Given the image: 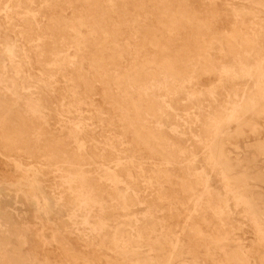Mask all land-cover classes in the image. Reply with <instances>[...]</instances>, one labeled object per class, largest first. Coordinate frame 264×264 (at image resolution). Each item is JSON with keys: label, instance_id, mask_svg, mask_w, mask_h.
Returning a JSON list of instances; mask_svg holds the SVG:
<instances>
[{"label": "rangeland", "instance_id": "374dc122", "mask_svg": "<svg viewBox=\"0 0 264 264\" xmlns=\"http://www.w3.org/2000/svg\"><path fill=\"white\" fill-rule=\"evenodd\" d=\"M1 89L0 264H264V0H0Z\"/></svg>", "mask_w": 264, "mask_h": 264}, {"label": "bare ground", "instance_id": "6f19581e", "mask_svg": "<svg viewBox=\"0 0 264 264\" xmlns=\"http://www.w3.org/2000/svg\"><path fill=\"white\" fill-rule=\"evenodd\" d=\"M22 0H4V6L5 8L9 7V6H17L19 5V2ZM47 1V0H44ZM49 1V0H48ZM85 3L88 2V0H82ZM33 2V1H32ZM79 2V1H78ZM94 3V2H93ZM76 4V3H75ZM89 4V3H88ZM70 6V5H68ZM87 7V6H86ZM17 8V7H16ZM41 8V7H40ZM70 8V7H69ZM94 8V9H93ZM92 11H91V19L94 20V24H95V30L93 31V33L95 31H101V32H106L108 33L110 36H112L113 38H120L123 35V25L119 22V20L116 18L114 19L113 17L115 16V14L110 11V13L108 12H104V10L101 7H95L92 6ZM8 10V9H7ZM72 10V9H71ZM4 11V10H3ZM30 11V10H29ZM54 11V10H53ZM65 12V11H64ZM8 13V12H7ZM10 13V12H9ZM81 13V12H80ZM13 14V13H12ZM25 14L28 15V12L25 11ZM81 15V14H80ZM18 16V15H17ZM16 16V17H17ZM8 19V18H7ZM18 18H16L17 20ZM51 19V17H50ZM82 19L83 18H79L77 21L78 24L81 22L82 23ZM22 21V19H21ZM20 21V22H21ZM10 22V21H9ZM19 22V23H20ZM13 23V22H12ZM18 23V22H17ZM16 23V25H17ZM25 27H26V32L28 34V36H35L38 39V36L40 35V33L42 32L40 30V28L38 27L37 24V19L35 17H31L29 20H27V22H25ZM93 23V22H92ZM72 24V22L70 23ZM77 24V25H78ZM24 25V24H23ZM12 27V26H11ZM66 27V26H65ZM85 27V26H84ZM16 28V27H15ZM46 28V27H45ZM80 28V27H79ZM18 29V28H17ZM70 30V29H69ZM73 30V29H72ZM77 30V29H76ZM47 32V31H46ZM80 33V32H79ZM92 33V34H93ZM86 34V33H85ZM88 34V32H87ZM80 35V34H78ZM223 35V34H222ZM92 35H90L89 37H91ZM47 40H50L49 36H46ZM83 37V36H82ZM44 38V36H43ZM81 38V37H79ZM78 37L73 38L72 39V43L75 44L76 46H80V40ZM43 40V39H42ZM46 40V38H45ZM40 41V40H39ZM41 42V41H40ZM43 42V41H42ZM37 43V42H36ZM85 44V43H84ZM89 44V43H88ZM248 44V40L247 39H241V43H240V47H244ZM79 48V47H78ZM81 48V47H80ZM83 49V48H82ZM79 50V49H78ZM87 50V49H86ZM36 51V50H35ZM195 51L197 52H202L203 51V45L201 43H197L196 47H195ZM87 52V51H86ZM68 53V52H67ZM83 54V53H82ZM78 56V55H77ZM80 57V56H79ZM71 58V57H70ZM75 58V57H74ZM81 58H84L81 56ZM89 58V57H88ZM64 60V59H63ZM71 60H73V56L71 58ZM61 63V62H60ZM65 63H68L67 61ZM163 63H165L170 69H176L173 65V62H170L168 60H164ZM66 66V65H65ZM65 66H63L65 68ZM83 67V66H82ZM89 67V66H88ZM19 68V67H18ZM18 70V69H17ZM63 70V69H62ZM64 71V70H63ZM63 74V73H62ZM180 75V74H179ZM20 76V75H19ZM67 76V75H66ZM70 77V76H69ZM144 76H142V74L140 73V71H135L134 75H132L130 77V75L124 76L121 79H117V83L119 85L123 86V81L128 80L133 84H137L140 83L142 81V78ZM67 79V77L65 78V80ZM25 81V80H23ZM70 83V82H69ZM44 85V84H43ZM211 85V84H210ZM79 87V86H78ZM76 89V88H75ZM123 91L125 93H127L126 89H123ZM13 99H14V95L12 92L7 91L6 89H1L0 90V122L1 123H6V122H13L14 124H16L18 126V134H23L25 132H28L30 130H32V128L34 127V123L32 121L23 119L18 113L13 112L11 105L13 104ZM165 99V98H164ZM164 101V100H163ZM94 105V104H93ZM91 106V105H90ZM96 106V105H95ZM91 108V107H90ZM97 108V106H96ZM147 109H149V106H146ZM68 113H70L68 110H63L61 111L60 115H67ZM49 120V119H48ZM135 122H136V134L139 137H142L143 139L149 141H155L154 137H152V135L150 134V132L146 129V126L144 124V113L143 110L140 108H137L135 106V118H134ZM221 135V134H220ZM222 136V135H221ZM223 137V136H222ZM96 147H100V143H96ZM166 163V162H165ZM127 164V163H126ZM131 164V163H130ZM128 165V164H127ZM145 165V164H144ZM68 174V173H67ZM18 175V174H17ZM119 177V176H118ZM207 185V183H206ZM201 197V196H200ZM200 199V198H199ZM189 201V200H188ZM187 203V202H186ZM204 207V206H203ZM193 210V209H192ZM190 213V212H189ZM181 215V214H180ZM185 231V230H184ZM204 233V232H203ZM206 233H204L205 235ZM208 234V233H207ZM210 234V233H209ZM203 235V234H202ZM178 243V242H177ZM171 246V245H170ZM177 244L174 245V247L176 248ZM173 247V248H174ZM175 250V249H174ZM174 252V251H172ZM246 253V251H245ZM174 255V254H173ZM183 255V254H181ZM212 256V255H211ZM173 257V256H172ZM171 257V258H172ZM170 258V260H171ZM76 259V258H75ZM77 260V259H76ZM78 261V260H77ZM237 260H233L231 259V263H236ZM76 264V263H75ZM168 264V263H167Z\"/></svg>", "mask_w": 264, "mask_h": 264}]
</instances>
